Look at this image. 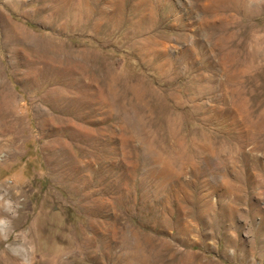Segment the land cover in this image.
<instances>
[{
	"label": "rangeland",
	"instance_id": "obj_1",
	"mask_svg": "<svg viewBox=\"0 0 264 264\" xmlns=\"http://www.w3.org/2000/svg\"><path fill=\"white\" fill-rule=\"evenodd\" d=\"M23 259L264 264V0H0V264Z\"/></svg>",
	"mask_w": 264,
	"mask_h": 264
},
{
	"label": "bare ground",
	"instance_id": "obj_2",
	"mask_svg": "<svg viewBox=\"0 0 264 264\" xmlns=\"http://www.w3.org/2000/svg\"><path fill=\"white\" fill-rule=\"evenodd\" d=\"M57 45V44H56ZM59 46V45H58ZM56 47V46H55ZM47 48V47H46ZM58 49V48H57ZM15 50V49H14ZM33 50V49H32ZM38 50V49H37ZM36 51V50H35ZM43 52V51H42ZM37 53V52H36ZM57 53V52H56ZM61 53V52H60ZM51 54V53H50ZM43 55V54H42ZM56 55H58V53L56 54ZM40 56V55H39ZM45 57V56H44ZM51 59V58H50ZM47 61H49V60H47ZM34 62V61H33ZM51 62V61H50ZM55 62V61H54ZM54 65V64H53ZM45 66V65H44ZM65 66V65H64ZM33 67V66H32ZM29 68V67H28ZM53 69V68H52ZM44 70V69H43ZM65 70V69H64ZM67 70V69H66ZM53 71V70H52ZM58 71V70H57ZM64 72V71H63ZM33 73V72H32ZM40 73V72H39ZM58 73H60V72H58ZM65 73V72H64ZM28 74V73H27ZM42 74V73H41ZM53 74V73H52ZM58 75V74H57ZM72 75V74H71ZM56 90H58V89H56ZM39 110V109H38ZM40 112V111H39ZM39 112H37V113H39ZM41 114V113H40ZM131 246V245H130ZM133 246V245H132ZM129 252V251H128ZM133 252V251H132ZM143 259V258H142Z\"/></svg>",
	"mask_w": 264,
	"mask_h": 264
},
{
	"label": "clouds",
	"instance_id": "obj_3",
	"mask_svg": "<svg viewBox=\"0 0 264 264\" xmlns=\"http://www.w3.org/2000/svg\"><path fill=\"white\" fill-rule=\"evenodd\" d=\"M21 264H28V262H27L26 260L23 259V260L21 261Z\"/></svg>",
	"mask_w": 264,
	"mask_h": 264
}]
</instances>
